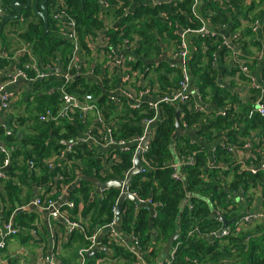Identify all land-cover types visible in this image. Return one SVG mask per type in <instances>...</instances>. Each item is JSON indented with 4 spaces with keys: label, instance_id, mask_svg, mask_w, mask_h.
I'll return each instance as SVG.
<instances>
[{
    "label": "built area",
    "instance_id": "2783aa9c",
    "mask_svg": "<svg viewBox=\"0 0 264 264\" xmlns=\"http://www.w3.org/2000/svg\"><path fill=\"white\" fill-rule=\"evenodd\" d=\"M192 1V12L201 26L196 30L180 29L177 41L169 42L161 39L158 40L160 45L156 42L151 46H145L142 37L135 35L133 39H130L124 37V33L120 34L118 42H114L109 34L108 31L119 27L117 25L121 21V19L113 20L112 16H109L110 13L124 10L131 14L136 5L134 0H98L103 10L100 18L105 24L102 29L95 30L87 37L85 46L77 30L76 20L66 7L65 0H54L49 9L53 33L59 39L69 42L71 46V52L64 53L66 55L64 57L61 52H58L50 60L44 59L36 53L33 43L20 38L22 30L19 31L15 29L16 27L6 28L5 36H8V45H3L0 38V61L4 62L0 69V185L9 179L17 181L16 179L21 175L28 177V181L33 177L40 179L37 183L38 194L26 206L19 209L34 208L38 213L46 215L49 221H61L69 228L68 239L74 232L84 237L86 245L78 251V264H91L94 255L98 256L96 264H114L116 262L115 247L130 251L134 264H175V253L180 243L169 248L165 257L153 258L150 256L152 251L150 247H145L135 233L124 232L121 224L116 223L117 204L121 196L126 193L134 198V201L130 202L135 204V215L144 209L150 213L152 219L157 217L159 204L151 197H141L137 191L131 190L130 182L127 184L125 182L129 172L135 168L134 160L139 150H141L142 168L138 175L147 174L156 169L147 154L157 128L167 118L162 111L163 105H172L180 111V123L185 131L183 134L190 133L193 142L201 146V149L181 157L176 152V138L172 141L174 157L167 163L173 170L175 180L185 179L182 174L183 169L194 167L199 154L209 157L208 169L219 167L230 171L231 167H235L240 174L248 173L253 176L264 171V144L262 143L264 137L259 132H252L248 138L236 143L226 135H222L212 143L197 136L198 131L210 123L213 115L226 117L231 109L238 111L244 107L247 109L248 119L251 120L257 116L264 120V80L261 75L257 78V73L255 75L252 69L256 62L264 65V48L252 54L249 50L254 48L255 43L261 41L257 35L264 33V20L240 19L241 29L231 32L228 24L215 26L209 24V19L202 18L198 14L197 7L202 0ZM127 3L130 6H127ZM143 4L158 5L156 0H143ZM3 7L0 2L1 17L4 15ZM161 16L166 17V14L163 13ZM245 26L250 27L253 39L243 38L242 30ZM226 32H229V35ZM192 34L216 40L219 43L218 51L213 54V67L218 71V83L223 87L234 89L236 104L216 109L203 99L195 85L196 80L189 64L193 55L198 53V47L190 38ZM9 38H12V43ZM245 40L248 41L247 47L243 44ZM224 49L226 52L222 55ZM202 50L205 53L208 48L204 46ZM157 51H160L158 55H156ZM164 62L174 72L179 71L181 74L178 86L165 87L158 80L160 72H157V68ZM220 67L227 68L225 77H221ZM43 83H50L48 90H44L41 86ZM93 88L101 91L98 97L95 91L92 92ZM48 93L57 96L55 108H46L38 113L37 120L41 124L60 127L58 138L63 136L60 142L64 148L53 151L39 164L34 158H25L24 154L19 153L22 150V140L30 131V122L21 125L19 118H27L28 105H32L37 95L42 97ZM101 97H105L104 103H100ZM182 108L187 113L200 114L202 117L188 126L184 123L186 115L182 112ZM134 112H137L141 118L134 117ZM123 116H126L124 120H122ZM135 118L143 132L129 138L121 137L120 124L130 123L131 125ZM234 129L239 130V127L235 125ZM176 133L178 134L177 131ZM148 134L151 136L150 140L142 148ZM16 142L19 144L17 145ZM220 147L229 155V166L228 163H222L217 159ZM78 151L81 155H85V152L91 153L94 159L99 160L100 167L93 169L90 178V181L97 182H95V189L90 193L91 201H101L105 191L109 190L101 189L100 185L113 181L123 184V188L118 189L119 197L113 208L112 222L97 226L92 234L82 219L84 202L80 200L77 203L70 198L72 192L80 187L85 178L83 165L76 156ZM126 153H132V168L124 178L99 181L114 173V168L121 163ZM19 167H25L26 174L18 170ZM12 173H15L17 177H13ZM46 176H49L48 180L44 179ZM231 178L228 180L229 183ZM229 183L224 184V188L230 193L232 203L240 206V211L232 219L235 222L226 228H224V220H232L226 219L220 212L213 213L220 227L203 234L211 241H224L231 236L238 237L255 226L264 224V208L262 204L256 205V199L260 198V193L253 197L250 192L246 193L242 188H239L237 192H230ZM189 197L188 193L187 199ZM15 218L16 212L9 220H0L1 251L7 248L8 241L12 238L21 235H30L33 240L37 238L34 227L21 226L15 222ZM107 228L111 229L110 233L103 235ZM48 230L47 240L50 244H40L42 253L40 264H62L61 238L50 226ZM196 232L198 229L190 231L189 236ZM250 240L251 236L245 235L241 241L246 250L249 249ZM90 253L92 255L89 258ZM191 263L228 264L225 260L211 263L199 259H193Z\"/></svg>",
    "mask_w": 264,
    "mask_h": 264
},
{
    "label": "trees",
    "instance_id": "16d2710c",
    "mask_svg": "<svg viewBox=\"0 0 264 264\" xmlns=\"http://www.w3.org/2000/svg\"><path fill=\"white\" fill-rule=\"evenodd\" d=\"M1 1L4 6H9L13 1L23 5L27 3V0ZM53 2L54 0L48 1V9L51 8ZM134 2L136 3L134 10L128 16H125L126 12L124 10L110 13L109 16H112L113 20L119 21L122 19V22H118L117 26L119 27L108 31L114 42L119 41L121 33H124V37L130 39H133L135 35L142 37L145 46H151L161 39L175 42L179 38L178 32L180 29L190 28L196 30L201 26L192 12V0H173L169 3L154 6L144 5L143 0H134ZM65 4L76 20L77 30L85 46L87 37L93 34L95 30L104 27L105 22L100 18L103 12L102 5L98 0H84L83 7L81 0H65ZM127 6H130V4L127 3ZM197 9L202 18L209 19V24L213 26L228 24L231 32L238 28L241 29L240 19L250 21L253 18H260L262 21L264 20V0H202ZM163 13L166 14V17L161 16ZM17 22L23 23L20 38L33 43L36 53L44 59L50 60L58 52H61L63 57L66 56L64 53L69 54L71 52L70 43L59 39L53 33L52 21L50 20V33L45 35L43 21L38 19L31 10L24 11L20 20L10 21L4 27L0 15V38L3 39V45H8L5 38L6 28ZM242 33L243 38H254L248 26H245ZM190 38L194 45L198 47V53L193 55L189 64L194 80H196L194 81L195 85L198 87L203 99H206L216 109L236 104L237 99L234 89L223 87L218 83V71L213 67V54L218 51L219 43L216 40L194 34L190 35ZM247 42L245 40L243 43L246 47ZM261 44V42L255 43L258 47H262ZM204 46L208 48L205 53L202 50ZM157 47L159 48L158 45ZM225 52L224 49L222 55ZM159 53L160 51H157L156 55ZM3 65L4 62L0 61V69ZM253 67L260 68L264 80V65L256 62ZM157 72H160L158 80L165 87L178 86L181 81L179 71L174 72L165 62L158 65ZM227 72L228 70L225 74ZM41 86L44 90H48L50 83H43ZM232 86L234 87V85ZM86 89H90V87H86ZM94 91L98 97L101 91H96L93 88L92 92ZM104 102L105 97H101L100 103ZM56 103L57 96L50 93L44 94L42 97L37 95L32 105H28L27 118H19L21 125L30 122V131L27 136H24L21 143L22 150L19 153L24 154L25 158H34L39 164H41L43 158L49 157L52 151L64 148L60 142V138L63 136L58 138L60 127L41 124L37 120L38 113L46 110V108H55ZM162 111L167 115V118L157 128L155 138L151 142L147 154L156 169L149 171L147 174L133 176L130 181L131 190L137 191L143 198L151 197L154 202L159 204L157 217L152 219L150 213L144 209L140 210L138 215H135V204L126 201L121 213V229L126 233H135L145 247L151 248L150 256L153 258H158V254L162 249L168 248L166 250L168 251L169 248L180 243L181 245L175 253V264H192L193 259L218 263L222 259H228L227 257L234 259L237 262L236 264H264V224L255 226L248 230L246 234L238 237L231 236L224 241H211L203 236V234L220 227V223L213 217L214 212H220L224 214L226 219L232 220L240 211V206L232 203L233 199H231L230 193L224 188V184L228 185L230 177H232L229 183L230 192H237L239 188H242L246 193L250 192L253 197L260 193L262 208H264V171L253 176L248 173L240 174L235 167H231L230 171L219 167L208 169L209 157L205 154H199L197 164L194 167L183 169L182 174L185 179L175 180L173 170L167 163L174 157V150L171 147L172 141L176 138V152L181 157L201 149V146L199 143L193 142L191 135L176 133V107L163 105ZM182 112L186 115L184 123L188 126L193 125L202 117L200 114L187 113L183 108ZM133 116L137 119L141 118L137 112H134ZM125 118L126 116H123L122 120ZM137 119H133L131 125L130 123L120 124L121 137L129 138L143 132ZM235 125L239 127V130L234 129ZM252 132H259L264 137V120L257 116L251 120L248 119L247 109L241 107L238 111L229 110L226 117L213 115L210 123L198 131L197 136H201L212 143L222 135H226L236 143L248 138ZM52 135L55 136V139H52ZM262 143L264 144V138H262ZM76 156L83 165L85 178L80 187L72 192L70 198L77 203L80 200L84 202L85 208L82 219H84L85 226L92 234L97 226L112 222L114 217L113 208L119 197V190L110 188L105 191L104 198L101 201H91L90 193L95 189L96 181L92 182L90 178L93 169L100 167L99 160L94 159L92 154L88 152L81 155L78 151ZM217 159L221 160L222 163H228L229 166V155L221 147L218 150ZM131 168L132 153H126L123 155L121 163L114 168V173L110 177L99 181H106L109 178L122 180ZM18 170L23 174L27 172L25 167H19ZM12 176L17 177L15 173H12ZM48 178L49 176H46L44 179L48 180ZM16 180L4 181L6 200L10 205L9 215H13L18 208L24 207L30 202L33 198L32 180L39 183L40 179L33 177L32 180L28 181V177L21 175ZM19 184L28 189L23 197L24 191ZM188 193L190 197L187 199ZM5 202L7 203V201ZM37 215L33 211L20 212L16 214L15 222L30 228L34 225ZM195 229H198V232L189 236V232ZM153 230H155V233H153ZM178 230L179 238L175 243L170 244V240L177 234ZM245 235L251 236L248 250L241 243ZM72 241H79L82 246L86 245L84 237L80 235H74ZM115 253L121 256L124 264H134L133 255L130 251L115 247Z\"/></svg>",
    "mask_w": 264,
    "mask_h": 264
},
{
    "label": "crops",
    "instance_id": "0c3cea01",
    "mask_svg": "<svg viewBox=\"0 0 264 264\" xmlns=\"http://www.w3.org/2000/svg\"><path fill=\"white\" fill-rule=\"evenodd\" d=\"M0 2L3 5V2L1 0ZM9 28H11V26H8V29ZM226 34L229 35V32H226ZM257 37L263 42L261 44L262 49H263L264 48V33L261 32L260 35H257ZM11 40L12 38H9V41ZM253 47L256 48L257 46L254 45ZM250 53L251 54L253 53L252 49ZM252 69L255 75L257 73V76H258L257 78H259L261 75L260 68L257 69L256 67H253ZM226 70H227L226 67H220V71L222 74L221 77H225ZM52 139H55L54 135L52 136ZM41 173L43 174L42 169H41ZM37 185L38 184L32 180L31 190L33 192V197L39 192ZM21 188L24 191V193L22 194V197H23L27 193L28 189L25 186H21ZM5 201H7V203ZM260 204H262V200L258 197L256 199V205H260ZM9 209H10V205L8 203V200H6L5 188L3 184V185H0V220L1 221H7L10 219L12 215H9ZM33 212L38 214L37 215L38 217L35 219L34 225L32 226L37 231L36 233L37 238H34L33 240L32 238H29L30 235H21V236L10 239L8 241L7 248L3 251L0 250V264H40L41 258H42L40 244L48 243L47 236L49 233V230H48L49 226L53 230H56V232L58 233V236L61 238V245H62L61 250H60L61 263L62 264H73L74 263L75 264L76 262L74 261L75 259L73 257L83 247L79 241H72V237H74V235H78V233L74 232L72 237L68 239L67 232L69 228H67L66 225H64L61 221L59 220L55 222L53 220L49 221L46 215L38 213L35 210H33ZM153 233H155L154 230H153ZM48 244H50V241ZM167 249H162L160 254H158V257L159 258L165 257L167 253L166 251ZM115 257H116V262L114 264H117V262L122 261L121 256L117 255L116 253H115ZM97 258L98 256L94 255L93 259L91 260V264H96Z\"/></svg>",
    "mask_w": 264,
    "mask_h": 264
},
{
    "label": "water",
    "instance_id": "95a60500",
    "mask_svg": "<svg viewBox=\"0 0 264 264\" xmlns=\"http://www.w3.org/2000/svg\"><path fill=\"white\" fill-rule=\"evenodd\" d=\"M49 0H27L26 5L20 4L17 1H13L10 3L9 6H4L3 10H4V15H2V20H3V27L8 24L10 21H17L20 20L22 17V14L24 11L27 10H31L34 15L43 21L44 23V28H45V35H48L50 33V17H49V9L47 6ZM173 0H156L157 4H163V3H169ZM83 3L84 0H81V5L83 7ZM129 13H126L125 16H128ZM122 22V19L121 21ZM175 123H176V129L178 134H183L185 133L184 129L181 126L180 123V111L177 110L176 111V115H175ZM189 135H191L189 133ZM150 135L148 134L146 136V139L144 141V143L142 144V148L146 146V144L148 143V141L150 140ZM141 150L138 151V153L135 156V160H134V164H135V168L132 169L127 177L126 180V184L129 183L132 179L133 176L138 175L140 169L142 168V163H141ZM101 189H110V188H117V189H121L123 188V184L120 182H108L106 184H102L100 185ZM126 201H134V198L130 195V194H123L117 204V208H116V223L117 225L121 224V213H122V209L124 206V203ZM34 210V208H25V209H18L16 211V214L20 213V212H30ZM235 220L232 221H226L224 220V228H226L229 224L234 223ZM179 224V223H178ZM111 229L107 228L104 230L103 235H106L108 233H110ZM155 232V230H154ZM179 238V230L177 232V234H175L172 239L170 240V244H173L177 241V239ZM92 253L89 254V258L91 257Z\"/></svg>",
    "mask_w": 264,
    "mask_h": 264
},
{
    "label": "rangeland",
    "instance_id": "374dc122",
    "mask_svg": "<svg viewBox=\"0 0 264 264\" xmlns=\"http://www.w3.org/2000/svg\"><path fill=\"white\" fill-rule=\"evenodd\" d=\"M14 25H11V27H16L15 29H17V30H19V31H21V27H22V25H23V23H21V22H17V23H13ZM9 32V31H8ZM5 37V36H4ZM6 39H8V36L6 35V37H5ZM3 39L1 38V41H2ZM251 50V49H250ZM262 50V47H256V48H253L252 49V51L255 53V52H260ZM28 134L26 133L25 134V136H27ZM16 144L18 145L19 143L18 142H16ZM75 254H76V252H75ZM74 254V255H75ZM75 260V264H78V253L73 257ZM228 259H222V260H225V261H227L228 262V264H236L237 262H235L234 261V259H232L231 257H227ZM118 263H120V264H124V262L123 261H119V262H117V264ZM74 264V263H73Z\"/></svg>",
    "mask_w": 264,
    "mask_h": 264
}]
</instances>
